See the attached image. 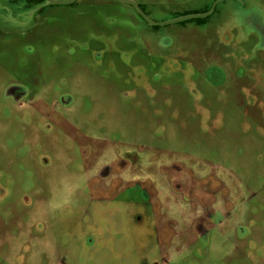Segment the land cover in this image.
<instances>
[{"label":"rangeland","instance_id":"374dc122","mask_svg":"<svg viewBox=\"0 0 264 264\" xmlns=\"http://www.w3.org/2000/svg\"><path fill=\"white\" fill-rule=\"evenodd\" d=\"M215 1L136 0L163 6L168 15L152 17L166 21ZM251 2L264 4L228 0L199 27L153 30L129 8L84 0L0 28V212L13 216L0 219V264H134L132 253L153 264H264V49L244 28ZM16 86L23 106L6 97ZM3 137L5 150L19 142L30 153L26 180L53 153L40 176L49 188L37 179L30 192L14 186ZM144 190L161 245L136 247L140 229L154 233L152 210L135 203ZM18 194L43 201L19 205ZM99 203L107 216L94 230ZM114 210L127 236L110 243ZM130 213L144 217L140 226Z\"/></svg>","mask_w":264,"mask_h":264},{"label":"flooded vegetation","instance_id":"af4514ba","mask_svg":"<svg viewBox=\"0 0 264 264\" xmlns=\"http://www.w3.org/2000/svg\"><path fill=\"white\" fill-rule=\"evenodd\" d=\"M5 1L8 4V6L6 8L8 11L7 10H3L4 13L0 14V28L4 29L5 31L12 32V31L20 30V28L28 20H30L31 18H32V21L35 22L37 17H38L37 15L42 14V13H46V11L49 8H53L55 6L56 7L65 6V7L75 8V7H78L79 5H81V3L84 0H63V1H56V0H5ZM108 1L111 2V3H114L115 5H117L119 7H125V8L131 9L136 14L137 18H139V20L144 22L145 25H147L148 27H150L153 30H157V29H159L161 27H166V26H170V25H174V24L180 25V26H182L184 28H187L189 24H195V26H198V27L199 26H205L210 20L208 22H205V23H202V24L196 22V20H204V19H210V18L214 17L215 14L218 12V5L223 3V2H226L228 0L221 1L216 6L213 14L211 16H209V17H206V18H203V19H192V20L183 21V22H179V23H174L173 21H175L176 19L182 18V17L189 16L191 14H189V13L185 14L187 12L184 10L181 13H175V14L171 15L172 16L171 20H168V21H166L164 19L157 20V19H155L152 16H155V15H157L159 13L168 15V11L163 6L142 5V4L138 3V2H136V0H129V1H132V2L137 4L139 9H136L135 7H133L131 5L119 4V3H117V2H115L113 0H108ZM217 1L218 0H216L215 2H217ZM53 3H62V4H54L53 5ZM214 3H213V5H214ZM9 5H11V7H9ZM213 5H212V7H213ZM110 6L111 5H106L105 8L106 7H110ZM111 7H112V10H111V13H112L113 11H115V9L117 7H114V6H111ZM212 7L210 9H208L207 12L205 11L204 13H200V14H206V13L210 12L212 10ZM0 8H1V6H0ZM150 8L155 9V11L150 10ZM243 8H246V10L243 11L242 14H245L247 12V10L249 8H251V9H249V10H251L250 15L249 16L245 15L242 18V19L245 20V22L243 21L244 22V28H246V30L248 32L256 35L258 37V39L260 40V42L262 44H264V4L263 3H261V4L253 3L252 4V2H251L250 4H246ZM0 10H2V8ZM139 11L141 13H143V15L146 17V19L140 14ZM28 14H31V17H29ZM181 23H186V24L185 25H181ZM0 34H1V32H0ZM142 36H145V37L149 36L151 39L154 40V37L152 35H150V34L143 33ZM10 88H12V89L9 91ZM10 88H8L7 91H6V97L9 98V99H13L17 106L22 105V102L24 101V98L26 97L25 96L26 92H25L24 88L21 87V86L20 87H18V86L10 87ZM62 105H63L62 108L65 109L66 107H65L64 103ZM4 125H5V122L3 121L1 126H3L5 128ZM0 130H2V133H3V129L0 128ZM5 131H6V128H5ZM26 136H28V134ZM3 139H4V137L1 140L4 143L3 144V150L1 152V154L3 156L2 160L4 161L3 163H8L11 166H13V165L16 166V167H14L15 168L14 174L13 175L9 174V176L12 179H13V177L15 179L16 176L19 177V183H18L19 186H17L15 182H11V183L12 184L15 183L14 186L19 188L20 190H22L21 186H23L24 187L23 190H28L30 192L32 190V188L29 187L28 185L32 184L34 179H37V180H40V188L42 190H45L46 187H48V185L45 182H44L45 185L41 182V177H40L41 176V171L47 169L48 167H50L53 164V159L52 158H53L54 155L53 156L50 155V154H53V153H50L48 151V152H46L44 154V156H41V162L40 163H42V166L39 163L37 168H36V172H31L32 175L30 177V180H29V178H28V180H26V177H25L26 173L25 174L23 173V169L25 171H29V169L26 166H24V167L21 166V161L25 158V156L29 157L30 153L26 152V150H24V149H21L20 148L21 145L19 144V142H15V144L17 146V149H13L12 150V147H11V148L5 150V140H3ZM30 145L31 144H27L26 147H28V149H32L30 147ZM22 147H24V145H22ZM10 152H15L16 153V155H15L16 157L12 156L10 154ZM23 153H25V155H22ZM47 153H50V154H47ZM17 157H19V158L16 159ZM104 167H105L104 170H102L99 173V177L102 178V179H106L107 176H108V173H109V170H108L109 166H104ZM111 167H112V170L115 171V168L113 166H111ZM100 170H101V168H100ZM2 172H3V166L0 165V175H2ZM18 172L21 174L22 179L20 178ZM27 174H29V173H27ZM89 185H90V183H88L86 185L88 187L87 194L90 193ZM180 189L182 190V188H180ZM180 192H182V191H180ZM183 193L185 195H187L189 193V189H184ZM4 195H2L0 197H3ZM145 196H146L145 198H143L141 196V198L144 200L143 203L141 201H139V200H137L135 202V197L132 196V195L130 196V198L127 201H125V202H128L129 204L135 202L136 205L141 203L143 207H145V205H146V207H149L152 210V213H151V216H150L151 218H150L149 222L150 223L152 222L154 233L147 232V230L145 228L140 229L139 233L137 234L138 241H136V243H137L136 247L145 246L147 241L150 244H153V243L158 241L159 244H160L161 240H162L161 233L159 234L158 228H157V224H156L158 221L154 218V213H155L154 210H155V208L151 204V202H152L151 198L152 197L150 196L148 191H145ZM16 197L20 201L19 205H21L23 203H26V204L30 205V207L32 206L33 202L37 203V202L43 201V200L35 201L32 198L31 195H30V197L28 199H26L23 194H20V195L18 194V195H16ZM22 197H24L25 201L22 200ZM42 197H43V195H38V198H42ZM88 199H91L92 201H95V200H93L91 198V194H90V197L88 196ZM152 200H153V198H152ZM101 205H103V204L99 203V207L96 210V214H91V218H94V220L97 222V225L92 227L91 229L97 230L98 226H100V228H101L102 222L105 221V217L107 216V214H106L105 217L99 215V213L101 212V209H102ZM13 207H14V203H13V206L11 208H13ZM2 208H3V210L0 212V219H3L4 221H6V220H10L11 218H13V216L11 215L12 214L11 213V209L6 214V216H3L1 213L5 211V208L4 207H2ZM114 212L116 214V215H113V217H114V229H115L114 234H115V236L113 237V240H111L110 235L108 234L109 235V239H110L109 240L110 243L116 242V241H120V240H124L126 238V236H127V234L123 231V229H124V219L122 217V213H120V211H118V210H114ZM134 216H135V214H132V213L127 215V217H126V218H128L127 221H130ZM143 220H144L143 216L136 215L135 216L136 226H140L141 222ZM201 229H202V231H201L200 236L202 237V234L205 232L204 226H203V228L201 227ZM96 235H98L100 237L103 236L104 238H108V237H105L104 233L101 234V233L98 232ZM132 244L134 245L133 242H132ZM132 256H133L134 264H149V263L153 264L150 260L141 261V262L140 261H136L133 253H132Z\"/></svg>","mask_w":264,"mask_h":264},{"label":"water","instance_id":"95a60500","mask_svg":"<svg viewBox=\"0 0 264 264\" xmlns=\"http://www.w3.org/2000/svg\"><path fill=\"white\" fill-rule=\"evenodd\" d=\"M119 4H124V5H131L133 7H135L136 9H139L137 4L132 2V1H129V0H113ZM223 0H218L217 2L214 3L213 7H212V10L206 14H198V15H189V16H186V17H182V18H179V19H176L175 21H173L174 23H179V22H183V21H188V20H192V19H203V18H206V17H209L213 14L216 6ZM54 4H62V3H53ZM140 12V11H139ZM140 14L146 19V17L143 15V13L140 12ZM245 22V20H244ZM171 23V22H170ZM260 46L262 48H264V44H262L260 42ZM12 88L9 89V91L11 90Z\"/></svg>","mask_w":264,"mask_h":264},{"label":"trees","instance_id":"16d2710c","mask_svg":"<svg viewBox=\"0 0 264 264\" xmlns=\"http://www.w3.org/2000/svg\"><path fill=\"white\" fill-rule=\"evenodd\" d=\"M217 12V11H216ZM215 12V13H216ZM185 14H188V13H185ZM207 21V19H204V20H196V22L202 24V23H205ZM186 23H181V25H185Z\"/></svg>","mask_w":264,"mask_h":264},{"label":"bare ground","instance_id":"6f19581e","mask_svg":"<svg viewBox=\"0 0 264 264\" xmlns=\"http://www.w3.org/2000/svg\"><path fill=\"white\" fill-rule=\"evenodd\" d=\"M249 9H251V8H249ZM249 9H248L247 12H246V13H247L246 16H247V15L249 16L250 13H251V10H249ZM114 168H115V171H116V170H117V167H114ZM184 189H186L185 186L182 187V190H184ZM204 222H205V220H204Z\"/></svg>","mask_w":264,"mask_h":264}]
</instances>
